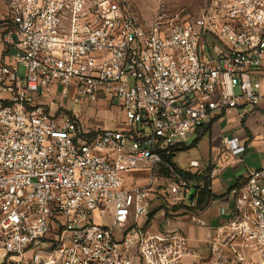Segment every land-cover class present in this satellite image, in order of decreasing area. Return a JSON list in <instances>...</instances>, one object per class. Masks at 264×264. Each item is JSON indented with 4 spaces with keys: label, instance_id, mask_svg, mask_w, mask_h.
Returning a JSON list of instances; mask_svg holds the SVG:
<instances>
[{
    "label": "built area",
    "instance_id": "obj_1",
    "mask_svg": "<svg viewBox=\"0 0 264 264\" xmlns=\"http://www.w3.org/2000/svg\"><path fill=\"white\" fill-rule=\"evenodd\" d=\"M134 5L0 0V264L190 256L180 231L148 229L159 187L173 204H195L198 183L162 155L212 118L264 102L255 78L264 70V0H208L193 17L165 5L140 17ZM65 101H118L123 128L84 124ZM222 146L244 154L238 138ZM143 165L147 182L135 186L129 175ZM234 195L233 214L209 243L213 264L226 260L220 245L233 264H264V167Z\"/></svg>",
    "mask_w": 264,
    "mask_h": 264
},
{
    "label": "crops",
    "instance_id": "obj_2",
    "mask_svg": "<svg viewBox=\"0 0 264 264\" xmlns=\"http://www.w3.org/2000/svg\"><path fill=\"white\" fill-rule=\"evenodd\" d=\"M257 77H264V70L255 78ZM257 81L260 85V93L264 97V80ZM100 103L103 104L101 101ZM247 107L242 106L228 114L216 116L204 127L206 132L198 144L192 147H198L205 139L208 142V155L201 157L200 161L191 160L198 161V168L183 170L179 168L176 160L179 152L173 157V164L178 170L198 177L203 176L209 181L212 194L220 197L212 201L204 210L184 214H179L180 211H170L168 216L162 210L150 221L148 229L151 233L166 234L180 231L189 239L190 256L186 258L185 264H194L198 253H206L208 244L217 238L218 230L234 212V192L246 184L250 172L264 167V102L258 107H252L249 112ZM223 122L225 124L221 127L220 124ZM233 132L235 133L232 137L225 136ZM196 135L199 138L198 133ZM233 138L240 139V146L244 147L242 157L233 156L222 146L223 140ZM182 144L188 147L187 142ZM189 149L188 147L181 152ZM246 157L251 158L248 165L245 161ZM203 184L204 181L199 182L198 187L202 188ZM238 184L242 186L233 189ZM198 221L203 224H198Z\"/></svg>",
    "mask_w": 264,
    "mask_h": 264
},
{
    "label": "rangeland",
    "instance_id": "obj_3",
    "mask_svg": "<svg viewBox=\"0 0 264 264\" xmlns=\"http://www.w3.org/2000/svg\"><path fill=\"white\" fill-rule=\"evenodd\" d=\"M208 0H135V12L140 17L150 18L155 14V11L160 5L167 6L170 10H184L185 15L188 17L198 16L201 11L203 10L206 2ZM20 75L24 76V69L20 68ZM264 80V77H257V80L262 81ZM238 93V91H237ZM65 106L69 105L70 111H72L76 116L81 118V120L84 122V124H88L91 127L100 126L108 130H116V129H122L123 126V114L119 108V102L114 101L111 104L107 105L103 102H98L97 104H74L70 102L65 101ZM252 109V106L247 107V112H249ZM225 122L221 123V127H223ZM233 133L225 134L226 137H232ZM198 137L196 134L190 136L188 138L187 146L190 148L188 151L179 152L176 156L177 164L179 168L183 170H188L189 163L191 160H201V157L208 155V142L203 140L201 144H199L198 147L192 148V145L197 141ZM242 157V155L240 156ZM251 158L245 159L246 164L248 165ZM143 167V168H142ZM138 167L136 170L130 173L129 180L130 183L135 184V186H141L145 185L147 182V177L149 175V168L146 165ZM233 169H231L232 171ZM158 173V171L156 172ZM165 172L161 171L158 173V175H164ZM167 177L168 174L166 173ZM170 178V177H169ZM172 199L170 200L169 195L166 194L165 187H159L156 191V199H155V207L153 211L157 210L164 211L166 214L165 209H157L161 208L163 206L167 207L168 209H171L175 206H184L187 208H190V210H187V213L194 212L197 210H193L196 208V204L187 206V204H173L171 203ZM192 210V211H191ZM186 211L181 210L179 214H184ZM106 224V222H105ZM219 252L222 253L225 256L226 260H220V264H233L234 256L231 252H229L228 248L225 245H220ZM197 254V253H196ZM196 261L194 264H213L215 263V255L212 254L211 245L208 244L206 253H198L196 255ZM257 258L252 257L250 260H248L244 264H255Z\"/></svg>",
    "mask_w": 264,
    "mask_h": 264
},
{
    "label": "trees",
    "instance_id": "obj_4",
    "mask_svg": "<svg viewBox=\"0 0 264 264\" xmlns=\"http://www.w3.org/2000/svg\"><path fill=\"white\" fill-rule=\"evenodd\" d=\"M206 132V130H204V128L198 130V135H199V138L198 140L192 145V147H195L198 142L201 140L203 134ZM185 149H188V147H186L185 145L183 144H179L177 146H175L173 149H172V154L170 156H166L165 154L162 155V158L164 159L165 162L169 163L172 168H174L178 173H180L181 175H183L185 178H188V179H191V180H194L196 181L197 183L201 182V181H204V184H203V187L202 188H199V187H196V193L195 195H193L191 197V201L192 202H195L196 204V208H194L193 210H204L205 208L208 207V205L212 202V201H215L217 199H219L220 197L219 196H216V195H213L212 192L210 191L209 189V181L206 180V178H203V176L201 177H198V176H195V175H192L188 172H182L180 170H178L175 165L173 164V157L175 155V153L177 152H181ZM166 175V172L165 174ZM242 185L241 184H238L236 185L233 189H238L240 188ZM161 210L162 209H165L166 211V216H168L169 212L172 211V212H177V211H181V210H185L186 212H188L187 210H190V208H187V207H184V206H175L171 209H168L167 207L163 206L162 208H160ZM192 211V210H191ZM185 212V213H186ZM157 213V210L155 211H152L150 217H149V222L153 219L154 215Z\"/></svg>",
    "mask_w": 264,
    "mask_h": 264
},
{
    "label": "water",
    "instance_id": "obj_5",
    "mask_svg": "<svg viewBox=\"0 0 264 264\" xmlns=\"http://www.w3.org/2000/svg\"><path fill=\"white\" fill-rule=\"evenodd\" d=\"M194 194H195V189H193V190H192V193H191V195H194Z\"/></svg>",
    "mask_w": 264,
    "mask_h": 264
}]
</instances>
